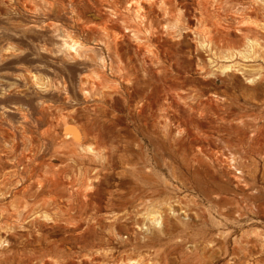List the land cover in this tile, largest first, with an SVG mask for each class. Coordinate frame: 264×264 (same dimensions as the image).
<instances>
[{
    "label": "rangeland",
    "instance_id": "374dc122",
    "mask_svg": "<svg viewBox=\"0 0 264 264\" xmlns=\"http://www.w3.org/2000/svg\"><path fill=\"white\" fill-rule=\"evenodd\" d=\"M148 1L0 0V264H264V63L217 70L224 49L264 43V0ZM187 20L213 28L215 68Z\"/></svg>",
    "mask_w": 264,
    "mask_h": 264
},
{
    "label": "bare ground",
    "instance_id": "6f19581e",
    "mask_svg": "<svg viewBox=\"0 0 264 264\" xmlns=\"http://www.w3.org/2000/svg\"><path fill=\"white\" fill-rule=\"evenodd\" d=\"M155 1V0H154ZM156 1H158V0H156ZM255 1V0H254ZM261 1V0H260ZM126 2H127V4L129 5V7L130 6H133V8L136 10V13L138 14H140V13H142V11H144V7L142 6V4H145V5H148V6H151V5H154L151 1H148V0H146V1H144V0H126ZM176 2H178V0L176 1ZM256 2H258L257 3V5L259 4V1H256ZM114 3V2H113ZM254 4H255V2H254ZM161 6V5H160ZM166 6H164L163 8H165ZM248 7V6H247ZM251 7V6H250ZM249 7V8H250ZM258 7V6H257ZM256 8V7H255ZM132 9V8H131ZM260 9V8H259ZM130 10V9H129ZM161 10V9H160ZM163 10H165V9H163ZM169 10V9H168ZM182 10V9H181ZM243 10H244V7H243ZM245 10H246V8H245ZM252 10V9H251ZM162 11V10H161ZM170 11V10H169ZM247 11V10H246ZM250 11V10H249ZM130 12H132L133 13V11H131L130 10ZM146 12V11H145ZM168 12V11H167ZM244 12V11H243ZM254 12H256L255 10H254ZM135 13V12H134ZM147 13V12H146ZM145 13V14H146ZM170 13V12H169ZM185 13V12H184ZM245 13L246 12H244V13H242V14H244L245 15ZM248 13H250V12H248ZM247 13V14H248ZM168 14V13H167ZM241 14V15H242ZM246 14V15H247ZM260 14V13H259ZM130 15V14H129ZM181 15H182V12H181ZM209 15V14H208ZM131 16H133V15H131ZM184 16V15H183ZM130 17V16H129ZM140 17V16H139ZM139 17H136V19L137 18H139ZM141 17H144L143 15H141ZM147 17V16H146ZM168 17H172V16H169L168 15ZM182 17V16H181ZM202 17H203V15H202ZM243 17V16H242ZM126 18V17H125ZM127 18H128V15H127ZM164 18V17H163ZM167 18V17H166ZM243 18H245V16L243 17ZM248 18H249V16H248ZM254 18V17H253ZM260 18V17H259ZM140 19V18H139ZM144 19H145V17H144ZM147 20H148V18H146ZM181 19H183V18H181ZM257 19V18H256ZM133 20H135V19H133ZM141 20H142V18H141ZM140 20V21H141ZM146 20V21H147ZM203 19H201V21H202ZM206 20V19H205ZM250 20V19H249ZM138 21V20H137ZM180 21V20H179ZM253 21V20H252ZM251 21V22H252ZM256 21V20H255ZM261 21V20H260ZM127 22V21H126ZM143 22H145V21H143ZM143 22H140V24L141 23H143ZM152 22V21H151ZM178 22V21H177ZM182 22H184V21H182ZM203 22V21H202ZM207 22V21H206ZM249 22V21H248ZM259 22V21H258ZM135 23H136V20H135ZM146 23V22H145ZM170 23V22H169ZM255 23V22H254ZM261 23H263V20H262V22ZM129 24H131V23H129ZM137 24V23H136ZM152 24H153V22H152ZM151 24V25H152ZM180 24V23H179ZM184 24V26L182 27V29H183V31L186 33V34H191V36L194 38V43L196 42V50L199 52V51H205V52H207V53H209L210 54V57H209V63H210V67L212 68H215L217 65V63L215 64V62H214V60H213V57H211L212 56V54L214 53V50L215 49H217L218 48V46H216V42H215V35L213 34V28L211 29H208L206 26H205V28H204V26H202V24L200 25V27L199 26H196V25H193L192 24V22L190 21V20H187L185 23H183ZM209 24V23H208ZM207 24V25H208ZM214 24V23H213ZM244 24V23H243ZM247 24V23H246ZM246 24H244V25H246ZM249 24V23H248ZM256 24H257V22H256ZM264 24V23H263ZM132 25V24H131ZM130 25V26H131ZM142 25V24H141ZM146 25V24H145ZM144 25V26H145ZM177 25V24H176ZM206 25V24H205ZM242 25V24H241ZM250 26L252 25V24H249ZM254 25V24H253ZM252 25V26H253ZM258 25H260V24H258ZM129 26V27H130ZM148 26V25H147ZM164 26V25H163ZM162 26V27H163ZM170 26V25H169ZM248 26V25H247ZM251 26V27H252ZM261 26V25H260ZM259 26V27H260ZM139 27V26H138ZM140 27H142V26H140ZM146 27V26H145ZM165 27H166V25H165ZM177 27V26H176ZM255 27H256V25H255ZM258 27V26H257ZM263 28H264V26H262ZM148 28V27H147ZM150 28H152V27H150ZM171 28H173V27H171ZM126 29H127V27H126ZM126 29H124V30H126ZM153 29V28H152ZM151 29V30H152ZM185 29V30H184ZM262 29V28H261ZM134 30H137V29H134ZM149 30V29H148ZM150 30V31H151ZM169 30H170V28H169ZM176 30V29H175ZM259 30V29H258ZM263 30V29H262ZM140 31V30H139ZM142 31H143V29H142ZM154 31H156V30H154ZM154 31H152V32H154ZM158 31V30H157ZM156 31V32H157ZM179 31V30H178ZM177 31V32H178ZM250 31V30H249ZM173 32V31H172ZM175 32V31H174ZM181 32V31H180ZM134 33V32H133ZM145 33V32H144ZM143 33V34H144ZM155 33V32H154ZM167 33H168V31H167ZM112 34V33H111ZM138 34V33H137ZM139 34H140V32H139ZM146 34V33H145ZM151 34V33H150ZM153 34V33H152ZM151 34V35H152ZM69 35V34H68ZM127 35V34H126ZM133 35V34H132ZM154 35V34H153ZM183 35V34H182ZM72 36V35H71ZM108 36V35H107ZM117 36V35H116ZM124 36V35H123ZM167 36V35H166ZM184 36V35H183ZM120 37V36H119ZM125 37V36H124ZM134 37H136V40H139L140 38H141V36H140V38H137V36H136V34L134 35ZM151 37V36H150ZM155 37V36H154ZM173 37V36H172ZM185 37V36H184ZM70 38V37H69ZM116 38H118V36L116 37ZM171 38V37H170ZM250 38H251V36H250ZM68 38H66V40H67ZM73 39V38H72ZM71 39V40H72ZM135 39V38H134ZM172 39V38H171ZM175 39V38H174ZM184 39V38H183ZM70 40V39H69ZM76 40V39H75ZM74 39L72 40V42H73V44H71V43H69V45H70V48L72 49V48H74L75 47V45H77V43H79L77 40V43H76V41H75ZM115 40V39H114ZM151 40V39H150ZM182 40V39H181ZM248 40H249V38H248ZM262 40H264V39H262ZM120 41H122L121 39H120ZM140 41V40H139ZM142 41V40H141ZM148 41V40H147ZM152 41H153V39H152ZM66 42V41H65ZM117 42V41H116ZM223 43H225V42H223ZM80 45H81V43H79ZM118 45V44H117ZM152 43H151V46H148V44H147V42H145L144 41V43H138V45H136V51L135 52H137V55L139 54V55H141V56H143V62H146V61H150L152 64H156L157 65V67L159 66L160 67V69H162V68H164V72H165V75H167V71H168V68L167 67H172L173 66V64H171V65H167V63H168V59H169V57H167V56H165V58H166V60L164 59V57H163V53L164 52H161L159 49L158 50H156L155 48V50H152L150 47H152ZM65 46H66V44H65ZM79 46V45H78ZM83 46V45H82ZM82 46H80L79 48H83ZM154 46V45H153ZM223 46V45H222ZM118 47V46H117ZM67 48V47H66ZM120 47H118V48H116L117 50L119 49ZM77 49L78 48H76V51H77ZM80 49V50H81ZM110 49V48H109ZM83 50V49H82ZM81 50V51H82ZM112 50V49H111ZM119 50H121V49H119ZM71 51V50H70ZM78 51H79V49H78ZM77 51V52H78ZM192 51V50H191ZM112 52V51H111ZM118 52V51H117ZM120 52V51H119ZM72 53H74L73 51H72ZM192 54H193V52H191ZM216 53H217V51H216ZM79 54H80V52H79ZM218 54V53H217ZM220 54H221V58L222 59H224V60H226V62L227 63H223L222 65H220V66H217V70L219 71H221L222 73H224V72H228L230 69H232V67H234L232 64H231V62H234V60H236L237 58H240L241 60H243V61H246V58H248L251 62H258L259 61V63L261 62V64L262 63H264V43L263 42H261V40H258V39H252V40H249L248 41V43L247 44H244L243 45V47L242 48H236V49H231V48H227L226 50L224 49V51H222V52H220ZM180 55V54H179ZM208 55V54H207ZM214 55V54H213ZM197 59H200V61H202V57H201V55L200 54H198L197 53ZM193 57V56H192ZM122 58V57H121ZM120 58V59H121ZM191 58V57H190ZM238 60V59H237ZM199 60H198V62L200 63V67H199V72L200 73H208V74H210L211 76H213V77H215V76H217V73L215 72V71H213L212 69H210V67H208V65L206 64H201V62H200ZM217 61V60H216ZM223 61V60H222ZM241 62V61H240ZM248 62V61H247ZM106 63H107V61H106ZM150 63V64H151ZM228 63H230V64H228ZM236 63H237V61H236ZM243 63V62H242ZM245 63V62H244ZM112 64V63H111ZM147 65H148V62L146 63ZM218 64H219V62H218ZM238 64H239V62H238ZM247 65H248V63H246ZM258 64V63H257ZM260 64V65H261ZM236 65V64H235ZM255 65V63L253 64V66ZM259 65V66H260ZM112 66V65H111ZM243 66V65H242ZM242 66H241V68H242ZM250 66V65H249ZM258 66V65H257ZM107 67V66H106ZM150 67V66H149ZM246 67V66H245ZM252 67V66H251ZM262 67V66H261ZM112 68V67H111ZM241 68H239V70L241 69ZM244 68V67H243ZM255 68V67H254ZM263 68H264V66H263ZM146 69V68H145ZM234 69V68H233ZM236 69V68H235ZM234 69V70H235ZM147 70V69H146ZM214 70H216V69H214ZM239 70H237V71H239ZM242 70V69H241ZM255 70V69H254ZM261 69H259V71H260ZM243 71V70H242ZM245 71H246V69H245ZM252 71V70H251ZM256 71H257V69H256ZM262 71V70H261ZM231 73V72H230ZM233 73H234V71H233ZM238 73V72H237ZM241 73V72H240ZM255 73V72H254ZM251 74V73H250ZM255 74H257V73H255ZM264 74V73H263ZM100 75V74H99ZM224 75V74H223ZM230 75V74H229ZM243 75H245V73L243 74ZM247 75V74H246ZM261 73L259 72V76L258 77H261ZM100 76H102V75H100ZM104 76V75H103ZM209 77V75H208V77L211 79L212 77ZM219 76H220V74H219ZM97 77H99L98 76V74H97ZM108 77V76H107ZM244 77V76H243ZM246 77V76H245ZM252 77V76H251ZM218 78V77H217ZM222 78V77H221ZM247 78V77H246ZM257 78V77H256ZM256 78H252V80H253V82H254V79H256ZM262 79H263V77H261ZM261 78H260V80H261ZM100 79V78H99ZM103 78H101V80H102ZM176 79H177V77H176ZM258 80H259V78H257ZM95 80H97V79H95ZM106 80V79H105ZM175 80V79H174ZM100 81V80H99ZM109 81V80H108ZM107 81V82H108ZM256 81V80H255ZM107 82H106V84H107ZM251 82V81H250ZM257 82V81H256ZM104 83V82H103ZM102 83V84H103ZM109 83V82H108ZM259 83V82H258ZM99 84H101V83H99ZM101 84V85H102ZM254 84V83H253ZM255 85V84H254ZM104 86H106V85H104ZM97 88H98V86H97ZM102 88V87H101ZM90 89V88H89ZM94 90V89H93ZM96 90V89H95ZM87 92V91H86ZM89 93V92H88ZM87 94V93H86ZM93 94V93H92ZM91 94V95H92ZM69 122V121H68ZM79 128V127H78ZM77 128V126L76 125H73V124H66V130H67V132H68V135H70L71 136V138L73 137L74 139H75V141H77V142H81V139H82V135H83V133H82V135H81V130L79 131V129ZM83 131V130H82ZM86 132V131H85ZM84 132V133H85ZM86 136H87V134H86ZM83 137H84V135H83ZM69 138V137H68ZM84 138H86V137H84ZM84 140V139H83ZM77 142H75V143H77ZM81 144V143H80ZM80 144H78V145H80ZM77 144L75 145L76 147L78 146ZM84 145V144H83ZM87 146V145H86ZM95 146V145H94ZM81 147H82V145L80 146V149H81ZM93 147V146H92ZM91 146H88L87 148L88 149H93ZM79 148V147H78ZM83 148H84V146H83ZM86 148V147H85ZM84 148V149H85ZM97 149V148H96ZM94 150V149H93ZM82 151H84V150H82ZM90 151V150H89ZM91 152V151H90ZM97 153V152H96ZM102 155V154H101ZM98 156V155H97ZM165 199V198H164ZM163 200V199H162ZM165 201V200H164ZM160 202V201H159ZM167 202H168V200H167ZM168 205H169V203H167ZM171 205H173L172 203H171ZM175 206V205H174ZM171 207V206H170ZM169 207V208H170ZM174 208V207H173ZM164 210V209H163ZM169 210V209H168ZM174 210V209H173ZM167 210H165V211H163V212H166ZM175 211V210H174ZM127 212V211H126ZM125 212V213H126ZM163 212L162 211H158V212H155L154 214H150V218H148V219H150V224H149V228L146 226V224H145V226H146V228H147V231L148 232H150V229L151 228H155V227H157V228H160L159 230H162V227H163V224H164V220H166V222H167V217L169 216H167L166 218H164V215H163ZM47 213V212H46ZM124 213V214H125ZM174 213V212H173ZM45 214V213H44ZM48 214V213H47ZM165 214H167V213H165ZM111 215H113V214H111ZM121 215V214H120ZM114 216V215H113ZM112 216V217H113ZM118 216V215H117ZM125 216V215H124ZM38 217V216H37ZM51 217V216H50ZM98 217V216H97ZM114 217H116V216H114ZM123 217V216H122ZM42 218V217H41ZM40 218V219H41ZM170 218V217H169ZM172 218V217H171ZM35 219V218H34ZM38 219V218H37ZM36 219V220H37ZM52 219V218H51ZM98 219H100L99 217H98ZM97 219V220H98ZM126 219V218H125ZM44 220H46V219H44ZM50 220V219H49ZM48 220V221H49ZM118 220V219H117ZM172 220H174V219H172ZM40 221V220H39ZM41 221H43V220H41ZM40 221V222H41ZM47 221V220H46ZM52 221V220H51ZM54 221V220H53ZM34 222V221H33ZM36 222V221H35ZM56 222V221H55ZM98 222V221H97ZM114 222V221H113ZM149 222V221H148ZM173 222V221H172ZM45 223V222H44ZM107 223V222H106ZM171 223V222H170ZM33 224V223H32ZM111 224V223H110ZM169 224V223H168ZM37 225V224H36ZM169 226V225H168ZM26 227V226H25ZM110 227V226H109ZM170 227V226H169ZM168 227V228H169ZM27 228V227H26ZM43 228V227H42ZM98 228V227H97ZM28 229H30V228H28ZM116 229V228H115ZM42 230V229H41ZM40 230V231H41ZM109 230V229H108ZM164 230V229H163ZM39 231V230H38ZM165 231V230H164ZM30 232V231H29ZM42 232V231H41ZM112 232V231H111ZM2 233V232H1ZM30 234H32V233H30ZM39 234V233H38ZM42 234V233H41ZM113 234V233H112ZM114 235V234H113ZM112 235V236H113ZM3 238V237H2ZM6 239V238H5ZM32 239V238H31ZM4 241V240H3ZM5 242V241H4ZM3 242V243H4ZM9 242V241H8ZM7 242V243H8ZM108 242V241H107ZM122 242V241H121ZM131 243V242H130ZM1 244V243H0ZM3 245V244H2ZM0 247H2V246H0ZM107 248V247H106ZM105 248V249H106ZM130 249V250H129ZM128 250H126L125 249V251H129V252H132L131 250H132V248H129ZM100 250V249H99ZM110 250V249H109ZM107 251V250H106ZM100 253V252H99ZM101 253H102V250H101ZM104 253H106L105 251H104ZM108 253V252H107ZM93 254V253H92ZM111 254L112 255H109V254H103L102 253V255H100V256H98V257H94V255H92L93 257H90L89 255L90 254H87V258L88 259H84L83 258V260H85V262H92V264H143V262H141V261H130V262H125L124 260L126 259L125 258V255H121V256H119V259H120V261H118L116 258H115V256H114V253H112L111 252ZM97 255V254H96ZM99 255V254H98ZM78 257H80V256H78ZM85 257H86V255H85ZM80 259V258H79ZM148 259V263H145V264H152V258L150 259V258H147ZM80 264H82L81 263V259H80V262H79ZM84 263V262H83Z\"/></svg>",
    "mask_w": 264,
    "mask_h": 264
}]
</instances>
